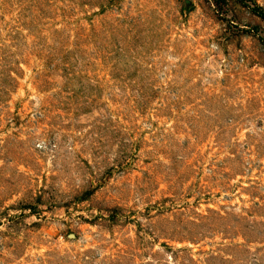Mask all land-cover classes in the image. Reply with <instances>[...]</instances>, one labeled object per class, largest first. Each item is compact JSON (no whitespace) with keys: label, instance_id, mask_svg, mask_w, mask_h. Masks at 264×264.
<instances>
[{"label":"rangeland","instance_id":"rangeland-1","mask_svg":"<svg viewBox=\"0 0 264 264\" xmlns=\"http://www.w3.org/2000/svg\"><path fill=\"white\" fill-rule=\"evenodd\" d=\"M264 0H0V264H264Z\"/></svg>","mask_w":264,"mask_h":264},{"label":"trees","instance_id":"trees-1","mask_svg":"<svg viewBox=\"0 0 264 264\" xmlns=\"http://www.w3.org/2000/svg\"><path fill=\"white\" fill-rule=\"evenodd\" d=\"M255 11H258V15L264 20V12L256 8Z\"/></svg>","mask_w":264,"mask_h":264}]
</instances>
